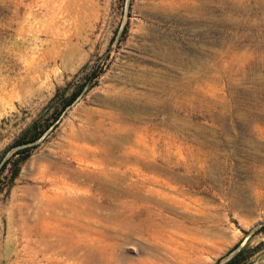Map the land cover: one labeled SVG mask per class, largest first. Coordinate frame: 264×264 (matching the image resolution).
<instances>
[{
  "label": "rangeland",
  "instance_id": "374dc122",
  "mask_svg": "<svg viewBox=\"0 0 264 264\" xmlns=\"http://www.w3.org/2000/svg\"><path fill=\"white\" fill-rule=\"evenodd\" d=\"M2 7V161L52 100L84 88L0 189V264H98L89 258L98 250L114 264H212L231 256L236 243L258 244L249 264H264V233L255 232L264 224V0H0ZM16 37L20 49L8 53ZM146 71L192 80L193 106L181 117L217 157L208 171L191 170L186 183L171 184L176 192L140 164L161 163L166 144L156 125L121 142L130 160L111 157L104 169L79 151H111L113 136L81 139L80 130L92 128L99 112H119L101 100L134 88L129 79L143 81ZM135 86L145 92L141 82ZM103 120L106 128L120 124ZM185 141L174 143L179 173L184 143L194 149ZM148 190L173 195L187 209L165 213L169 224L159 231L138 233L128 216L143 208Z\"/></svg>",
  "mask_w": 264,
  "mask_h": 264
},
{
  "label": "bare ground",
  "instance_id": "6f19581e",
  "mask_svg": "<svg viewBox=\"0 0 264 264\" xmlns=\"http://www.w3.org/2000/svg\"><path fill=\"white\" fill-rule=\"evenodd\" d=\"M5 13L6 10L2 7L0 9V16H3ZM15 15L16 13L13 12V16L11 17ZM22 42L23 39L16 37V39L10 43L8 53L16 54ZM1 51L0 48V61L2 60ZM5 55L8 56L6 53ZM146 72L147 73H142L144 77L143 81H140L138 77L129 79V85L134 88L114 91L113 94L101 100L105 106L114 107V109L118 110L120 113L113 112L112 110L99 112L100 119L94 121V124H91L92 128L89 126L88 128L84 127L80 130L81 139H96L100 132L111 135V137L113 136V143L108 144L111 146V151L96 150L93 152L89 150V148L86 149L84 145L79 146V151L82 158L87 157V155L94 156L99 164L92 165L95 166L96 169H104L102 162L110 161L111 159L109 160V158L111 157L116 159L117 156H120L122 159L127 158V160H130V157H127V151L122 149L121 142H128L133 135L142 137L141 128L143 125L147 127L156 125L159 138H164V143L166 144V146L163 145V150L161 151V155L163 156L161 157V163L140 164H142L146 170L158 173V177H153L154 181H159L162 186H168L172 192H176L179 191V188L177 186L173 187L171 184H175L178 181L186 183L188 180L186 177L190 175L191 170L197 171L195 174L197 176L201 174L202 170L208 171L213 165V162L217 160V157L212 151L208 150L207 147L202 146V143L197 141L198 136L195 137L189 133L191 123L185 116L181 117L180 111L189 109L193 106L194 90L190 87V82L192 83V80H186L184 83H180V81L173 78L169 73L155 76L151 72ZM139 82L144 85L143 88H146L145 92L135 90V85ZM147 86L151 88L147 89ZM162 114L164 115L163 121L160 122L159 120V122H155ZM105 117L110 118L114 122L118 121L120 124L117 126L112 125L111 128H106L104 125L105 121L103 120ZM138 128H140L139 132H135L134 130ZM177 131L180 134H178ZM86 132H88V134H86ZM178 139L191 141L194 147V149H190L189 146L184 143L183 149H185V153L188 154V156L181 159L184 161L181 167L182 169L180 168L182 173L181 171L180 173L178 172V159L176 158V156L180 157L181 153L179 151L174 152V143H176ZM168 141L171 142L169 143ZM101 142H104V140L101 139ZM158 149L160 148L158 147ZM177 150H179V148ZM109 163L111 164L112 162L110 161ZM150 180H152V178H150ZM151 191L148 193L146 192L149 198L146 199L147 201H145L143 208L138 209L139 207L134 206L130 209L132 212L129 214L128 219L131 225H133V227L135 226L134 228H136L138 233L159 231L162 224H169V221L165 218V213L176 216L177 214L179 215L180 210L185 211L187 209V205L184 204L183 201L178 200L175 196L166 193L159 194V192L153 193ZM178 194H181L183 197L186 196L187 199L190 200L186 191H182ZM153 195L156 199H153ZM156 219H158L159 222H157ZM110 255L98 250L96 253L89 255V258H93L98 264H114L115 260H113ZM152 263L153 261L150 262V264Z\"/></svg>",
  "mask_w": 264,
  "mask_h": 264
},
{
  "label": "trees",
  "instance_id": "16d2710c",
  "mask_svg": "<svg viewBox=\"0 0 264 264\" xmlns=\"http://www.w3.org/2000/svg\"><path fill=\"white\" fill-rule=\"evenodd\" d=\"M84 84H80L71 92L63 95L55 94L57 101H51L49 113L46 116H40L37 119L32 120L26 128H24L9 145V147L16 146L15 151L6 159L2 161L0 158V175L7 171V181L3 185H0V189L3 186H10L14 179L18 176L21 164L30 155L31 150L36 146L37 141L44 135V133L50 128L61 116L62 112L70 105L76 97L82 92ZM54 102V103H53ZM3 182V181H2ZM2 187V188H1ZM255 232L264 233V224L260 225ZM239 243H236L229 252H232ZM258 251V244L254 247L241 246L237 251L233 252L231 256L223 255L215 260L212 264H249L250 258Z\"/></svg>",
  "mask_w": 264,
  "mask_h": 264
},
{
  "label": "water",
  "instance_id": "95a60500",
  "mask_svg": "<svg viewBox=\"0 0 264 264\" xmlns=\"http://www.w3.org/2000/svg\"><path fill=\"white\" fill-rule=\"evenodd\" d=\"M59 119H60V117H59ZM59 119H57L54 123H52V125L50 126V128H49L48 130H50V129H52L53 127H55V125L58 123ZM48 130H47V131H48ZM47 131H46V132H47ZM46 132H45V133H46ZM45 133H44V134H45ZM241 246H242V244H239V245L237 246V248H235V249L231 252V254H232L233 252L237 251Z\"/></svg>",
  "mask_w": 264,
  "mask_h": 264
}]
</instances>
